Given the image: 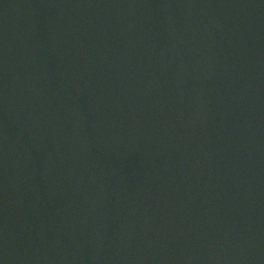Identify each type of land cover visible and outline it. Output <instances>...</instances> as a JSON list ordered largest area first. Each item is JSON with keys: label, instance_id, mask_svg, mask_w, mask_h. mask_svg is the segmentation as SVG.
Returning a JSON list of instances; mask_svg holds the SVG:
<instances>
[{"label": "water", "instance_id": "95a60500", "mask_svg": "<svg viewBox=\"0 0 264 264\" xmlns=\"http://www.w3.org/2000/svg\"><path fill=\"white\" fill-rule=\"evenodd\" d=\"M2 264H264V0H0Z\"/></svg>", "mask_w": 264, "mask_h": 264}, {"label": "snow or ice", "instance_id": "6c2138e0", "mask_svg": "<svg viewBox=\"0 0 264 264\" xmlns=\"http://www.w3.org/2000/svg\"><path fill=\"white\" fill-rule=\"evenodd\" d=\"M0 264H2V262H0Z\"/></svg>", "mask_w": 264, "mask_h": 264}]
</instances>
